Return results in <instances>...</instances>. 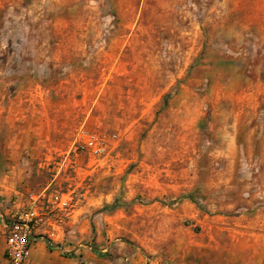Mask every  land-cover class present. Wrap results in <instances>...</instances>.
<instances>
[{"label":"rangeland","instance_id":"1","mask_svg":"<svg viewBox=\"0 0 264 264\" xmlns=\"http://www.w3.org/2000/svg\"><path fill=\"white\" fill-rule=\"evenodd\" d=\"M46 187L70 264H264V0H0V207Z\"/></svg>","mask_w":264,"mask_h":264},{"label":"built area","instance_id":"2","mask_svg":"<svg viewBox=\"0 0 264 264\" xmlns=\"http://www.w3.org/2000/svg\"><path fill=\"white\" fill-rule=\"evenodd\" d=\"M115 137V134L112 135ZM111 139L96 132L84 131L75 142L74 151L93 158L106 156ZM70 210V194L48 187L29 194L20 208L0 207L4 236V256L10 264H22L27 258L34 236L53 238L62 223V215ZM48 244H50L49 240Z\"/></svg>","mask_w":264,"mask_h":264},{"label":"crops","instance_id":"3","mask_svg":"<svg viewBox=\"0 0 264 264\" xmlns=\"http://www.w3.org/2000/svg\"><path fill=\"white\" fill-rule=\"evenodd\" d=\"M0 220V264H10L4 256V236ZM61 251L48 246L40 237L34 236L31 240L30 251L22 264H70Z\"/></svg>","mask_w":264,"mask_h":264},{"label":"trees","instance_id":"4","mask_svg":"<svg viewBox=\"0 0 264 264\" xmlns=\"http://www.w3.org/2000/svg\"><path fill=\"white\" fill-rule=\"evenodd\" d=\"M49 247H51V245L48 244Z\"/></svg>","mask_w":264,"mask_h":264}]
</instances>
